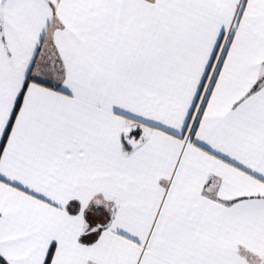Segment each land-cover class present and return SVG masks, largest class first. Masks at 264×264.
Masks as SVG:
<instances>
[{
  "label": "snow or ice",
  "instance_id": "6c2138e0",
  "mask_svg": "<svg viewBox=\"0 0 264 264\" xmlns=\"http://www.w3.org/2000/svg\"><path fill=\"white\" fill-rule=\"evenodd\" d=\"M0 264H264V0H0Z\"/></svg>",
  "mask_w": 264,
  "mask_h": 264
}]
</instances>
